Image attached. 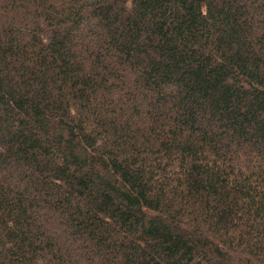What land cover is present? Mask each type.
<instances>
[{
    "label": "trees",
    "instance_id": "obj_1",
    "mask_svg": "<svg viewBox=\"0 0 264 264\" xmlns=\"http://www.w3.org/2000/svg\"><path fill=\"white\" fill-rule=\"evenodd\" d=\"M0 264H264V0H0Z\"/></svg>",
    "mask_w": 264,
    "mask_h": 264
}]
</instances>
